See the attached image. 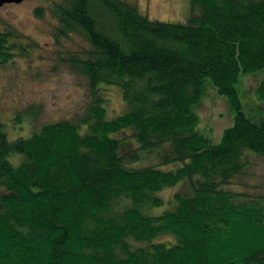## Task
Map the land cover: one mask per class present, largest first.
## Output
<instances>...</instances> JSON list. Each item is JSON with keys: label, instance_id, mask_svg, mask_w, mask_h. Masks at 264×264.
<instances>
[{"label": "trees", "instance_id": "obj_1", "mask_svg": "<svg viewBox=\"0 0 264 264\" xmlns=\"http://www.w3.org/2000/svg\"><path fill=\"white\" fill-rule=\"evenodd\" d=\"M189 2L179 21L127 0L55 3V37L88 42L66 63L89 99L83 113L28 137L10 140L0 125V264H264V189L229 187L251 151L264 156V120L244 112L237 89L242 74L264 68V0ZM18 37L0 29V64L24 50ZM206 83L234 111L219 141L199 128ZM113 84L126 108L109 118ZM258 90L264 96V77ZM129 127L139 149L171 143L163 161L181 165H133L138 149L123 153L117 135ZM12 152L24 154L21 164ZM186 179L191 194L176 192L174 209L150 213L163 188ZM160 233L176 241L154 240Z\"/></svg>", "mask_w": 264, "mask_h": 264}, {"label": "rangeland", "instance_id": "obj_2", "mask_svg": "<svg viewBox=\"0 0 264 264\" xmlns=\"http://www.w3.org/2000/svg\"><path fill=\"white\" fill-rule=\"evenodd\" d=\"M59 0H24L0 6V29L15 27L19 32L17 41L25 45L13 58L0 64V125L10 140L31 136L44 123L71 119L84 112L89 95L84 77L72 71L66 63L70 52L81 51L88 42L78 35L57 39L58 19L52 8ZM137 3L152 18L165 21L186 20L189 15V0H127ZM39 8V9H38ZM39 10V11H38ZM245 75V74H244ZM241 75L237 84L244 112L257 121L264 120V96L258 85L264 77V68L256 73ZM206 83L202 102L196 107L200 115L199 128L215 141L221 139L224 128L232 125L234 111L226 98ZM109 118L126 108L121 88L108 85L104 91ZM220 95H218V94ZM222 96V97H221ZM232 114H231V113ZM112 135L115 136L114 133ZM122 139L123 153L138 149L139 156L131 163L135 166L157 165L169 170L181 165L179 161L164 162L163 156L172 150L171 143L151 149H139V142L131 127L117 134ZM245 172L238 175L230 188L255 193L264 189V156L255 155ZM9 159L19 165L24 154L12 152ZM236 181V182H235ZM6 190L4 179L0 180V194ZM176 192L191 194L189 180L163 188L159 195L164 202L152 207V214L174 209L177 205ZM154 240L172 243L174 233L156 235Z\"/></svg>", "mask_w": 264, "mask_h": 264}, {"label": "water", "instance_id": "obj_3", "mask_svg": "<svg viewBox=\"0 0 264 264\" xmlns=\"http://www.w3.org/2000/svg\"><path fill=\"white\" fill-rule=\"evenodd\" d=\"M22 1H24V0H0V6L1 5H4L6 3H10V2H17V3H19V2H22Z\"/></svg>", "mask_w": 264, "mask_h": 264}]
</instances>
